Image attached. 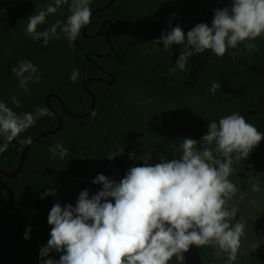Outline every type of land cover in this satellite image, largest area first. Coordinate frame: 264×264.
<instances>
[{
	"label": "trees",
	"instance_id": "16d2710c",
	"mask_svg": "<svg viewBox=\"0 0 264 264\" xmlns=\"http://www.w3.org/2000/svg\"><path fill=\"white\" fill-rule=\"evenodd\" d=\"M107 1L90 0L89 7L94 11L91 22L82 27L72 50L59 29L60 38L50 40L47 46L42 40L34 41L25 35L28 18L46 9L54 0H0V102L18 115L35 112L37 107L47 108L50 113L38 119L0 153V169L15 171L25 146L20 141L58 125V117L47 107L48 95L50 105L63 118L59 130L42 136L29 147L17 174H0L14 194L5 215L10 233L6 254L9 264H44L49 258L59 260L63 253L50 251L46 257L39 256L40 249L50 239L52 226L47 222L48 214L56 203L61 207L75 206L83 190L88 191L89 198L98 193L102 185L92 183L98 174L118 183L132 167L145 163L154 166L162 159H178V145L185 138H191L199 147L214 115L239 113L264 133L262 37L252 41L258 51L254 49L249 53L243 42L236 47L238 63L248 67L247 70L237 68L244 94L239 102L222 95L219 88L214 94L210 91L211 85L217 83L214 71L217 63L211 59L194 77L191 88L180 90L189 78V59L183 71H171L175 62L171 64L169 49L164 50L162 43L155 47L151 43L168 32L174 12L183 5L192 3V7L179 16L180 27L186 35L199 23L211 26L214 11L226 8V0H113L108 7L95 10ZM69 14L68 6H62L55 14H49L37 31L47 30L57 20L66 22ZM182 49L183 45H179L178 55ZM86 52L96 64L85 58ZM21 60L36 65L41 77L38 83H29L27 91L19 88L18 78L12 72ZM74 69L79 76L72 82L70 76ZM85 86L95 98L93 111L87 117H74L63 109L58 98L70 112L87 113L92 95ZM12 97L19 101L18 106L13 104ZM56 143L68 150L63 159L48 151L49 146ZM263 145L264 139L246 159L256 155ZM130 153L134 155L130 157ZM109 154L117 155L110 160ZM149 154L146 162L140 159ZM46 190H53L55 194L41 198ZM8 197L6 189L0 187V213ZM29 229L30 238L25 239L24 234ZM3 242L4 232L0 229V264ZM198 248L203 264L214 261L213 247ZM168 264L181 262L173 257ZM183 264H186L185 259Z\"/></svg>",
	"mask_w": 264,
	"mask_h": 264
},
{
	"label": "clouds",
	"instance_id": "9594fccd",
	"mask_svg": "<svg viewBox=\"0 0 264 264\" xmlns=\"http://www.w3.org/2000/svg\"><path fill=\"white\" fill-rule=\"evenodd\" d=\"M64 5L70 13L66 22L57 20L47 30L37 31L49 14H55ZM89 5L90 0H54L28 18L25 35L34 41L42 40L47 46L50 40L60 38L59 29L72 48L82 27L91 22ZM262 36L264 0H231L230 9L214 11L211 26L199 23L186 35L177 26L151 43L154 47L162 43L164 50L173 44L183 45L184 51L171 69L183 71L190 56L206 50L222 58L226 51L243 42L249 53L258 51L252 41ZM12 72L18 78L19 88L25 91L29 83H38L41 78L37 66L27 60H21ZM78 76L74 69L70 80L75 82ZM219 87L214 82L210 91L214 94ZM11 99L19 105L16 97ZM45 115L50 113L42 107L18 115L0 102V153ZM262 139L264 133L239 113H232L208 123L199 147L196 140L185 138L178 145V159L132 167L118 183L98 174L92 183L101 184L102 189L91 198L83 190L75 206L53 205L47 218L52 226L50 239L39 256L46 257L50 251L63 253L58 261L49 258L44 264H168L173 257L183 264L184 253L190 246H209L217 249L218 257L226 255L225 264H234L245 225L240 221L233 223L238 208L227 206L238 191L229 179L233 157L246 159ZM20 143L30 144L31 138ZM48 151L61 159L68 153L60 143L49 146ZM117 154L107 155L108 159ZM149 158L150 154L140 159L146 162ZM252 190L259 192V185L254 184ZM49 194L55 193L46 190L41 198ZM29 231L26 230L25 239L30 238Z\"/></svg>",
	"mask_w": 264,
	"mask_h": 264
},
{
	"label": "rangeland",
	"instance_id": "374dc122",
	"mask_svg": "<svg viewBox=\"0 0 264 264\" xmlns=\"http://www.w3.org/2000/svg\"><path fill=\"white\" fill-rule=\"evenodd\" d=\"M227 8H231V0H226ZM182 20L177 22L180 27ZM264 39V36H262ZM184 51V48L182 49ZM169 55L172 57L173 51L169 49ZM208 59L217 63L214 68L216 81L220 84L222 95L231 98L236 102L242 101L244 94L240 87V79L237 68L247 70L248 67L238 63V54L236 48L226 51L222 58H217L209 50L204 53L192 55L189 57L190 71L189 78L182 83L180 90L191 88L194 77L199 74L203 65ZM224 115H214L210 120L218 121ZM232 174L229 179L233 182L238 191L237 194L228 201V207L232 205L238 208L233 223L243 222L244 236L241 238V245L234 264H264V145L260 151L246 159H233ZM258 184L260 191L255 192L252 186ZM243 194V199H240ZM215 259L210 264H225L226 255L217 256V249L213 247Z\"/></svg>",
	"mask_w": 264,
	"mask_h": 264
},
{
	"label": "water",
	"instance_id": "95a60500",
	"mask_svg": "<svg viewBox=\"0 0 264 264\" xmlns=\"http://www.w3.org/2000/svg\"><path fill=\"white\" fill-rule=\"evenodd\" d=\"M197 1V0H195ZM113 2V0H108L105 4H103L102 6L98 7L97 9L95 10H102L106 7H108L111 3ZM192 7V3H188V4H185L183 5L182 7H180L178 10H176L169 22V25H168V32H170L174 27H177V22L179 20V16L181 15L182 12H184L185 10L187 9H190ZM94 11H91V15ZM110 23V22H109ZM86 27V26H84ZM97 34V33H96ZM84 36L86 37L87 35L84 34ZM107 39L110 43V47H111V52L113 50V46H112V43L110 42L109 40V35H108V32H107ZM171 50L173 51V55H172V58H171V64L173 65L177 56H178V53H179V45H175L173 44L171 46ZM98 56H104L102 54H99ZM85 58L89 59L90 61H92L93 63L96 64V61L91 57L89 56L88 52L85 53ZM99 69L101 71H104L106 72L103 68H101L100 66H98ZM98 79H101L105 82H112V81H107L105 80L104 78H100L98 77ZM85 89L88 93H90L92 95V103H91V106H90V109L87 113H84V114H76V113H73V112H70L64 102L61 100V98H58L63 109L70 113L72 116L74 117H87L91 114V112L93 111V108H94V104H95V98H94V95L92 94V92L85 86ZM46 104H47V107L50 109V111L52 113H54L57 117H58V120H59V123L56 127L52 128V129H48V130H45V131H42L38 134H36L33 138H31V143L30 144H27L24 146L22 152H21V156H20V162H19V165H18V168L13 171V172H5L3 170L0 169V174H4V175H7V176H10V175H15L18 173V171L21 169L23 163H24V159H25V155L27 153V150L29 149V147L39 138H41L42 136H45L47 134H50V133H53L57 130H59L63 124V118L62 116L50 105L49 103V95L46 97ZM0 187H3L6 189V191L8 192V200L7 202L5 203L1 213H0V229L3 230L4 232V242H3V248H2V252H1V264H9L8 261H7V257H6V254H7V249H8V245H9V242H10V233H9V230H8V227H7V224H6V219H5V215L9 209V207L11 206V204L13 203L14 201V194H13V191L2 181V179L0 178ZM184 259H185V263L186 264H203V260H202V257H201V254H200V251H199V248L196 247V246H190V249L188 252L184 253Z\"/></svg>",
	"mask_w": 264,
	"mask_h": 264
}]
</instances>
